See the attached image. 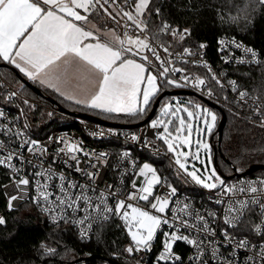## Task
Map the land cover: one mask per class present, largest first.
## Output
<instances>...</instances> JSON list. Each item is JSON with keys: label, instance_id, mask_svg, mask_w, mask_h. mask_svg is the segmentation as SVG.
<instances>
[{"label": "snow or ice", "instance_id": "6c2138e0", "mask_svg": "<svg viewBox=\"0 0 264 264\" xmlns=\"http://www.w3.org/2000/svg\"><path fill=\"white\" fill-rule=\"evenodd\" d=\"M255 3L264 10V0ZM249 7L238 6L231 21L249 19ZM100 16L117 25L123 22L124 33L113 30L107 38L101 36L93 23ZM152 16L160 19L156 31L151 37L140 35L149 31ZM128 29L136 33L134 38ZM163 35L171 36L180 50L173 51L172 43L161 40ZM191 36V28L173 27L163 18L156 0H0V60L29 80L110 116L140 119L159 105L156 117L145 124L151 136L132 134L131 141L157 153L160 141L173 156L176 175L208 190L210 203L222 206L210 210L179 201L175 182L153 163L130 158V150L113 167L109 153L85 151L64 137L42 143L29 135L22 109L10 118L0 108V168L8 171L19 193L8 196V209L27 198L54 226L76 227L81 240L99 236L98 229L117 219L130 238L125 251L130 256L155 252L152 264H264V178L229 183L214 166L207 141L217 113L194 101L163 96L170 88L192 89L228 102V95L218 94L235 93L231 103L247 108L249 118L264 127V91L259 86L242 88L224 69L215 71L203 56L208 44L183 46ZM215 43L224 65L247 66L248 79L253 67L264 72V51L235 36ZM200 68L203 73L193 71ZM86 74L95 78L97 90L76 98L70 81ZM15 95L9 94L6 103ZM109 168L115 173L111 183L103 174ZM5 223L0 216V225ZM180 244L186 251H177ZM40 247L47 255L56 253Z\"/></svg>", "mask_w": 264, "mask_h": 264}, {"label": "trees", "instance_id": "16d2710c", "mask_svg": "<svg viewBox=\"0 0 264 264\" xmlns=\"http://www.w3.org/2000/svg\"><path fill=\"white\" fill-rule=\"evenodd\" d=\"M242 3L250 4L249 19L241 18L232 22L231 16L238 13V6ZM156 4L162 9L163 18L173 27L192 29V36L183 46L194 47L201 42L208 44L209 47L204 50L203 56L215 71L224 69L229 74L228 78L239 80L242 88L251 91L254 86H259L264 91V72L253 67L252 78L248 79L244 75L250 71L247 66L224 65L216 51L215 43L217 39H229L235 36L246 46L264 51V10L259 8L255 0H156ZM151 21L149 31L146 33L149 37L156 31L155 26L159 24L160 19L152 16ZM93 22L98 27L119 32V25L104 16ZM166 39L168 35L161 36L162 41ZM177 48L180 50L179 46ZM193 71L203 73L204 69H193ZM0 77L13 89L17 88L18 95L29 102L25 105L19 100L17 107L23 110L25 119L43 135L56 127L59 128V117L51 112L57 107L68 113L92 116L115 124L134 125L146 118L145 116L135 119L116 114L110 116L67 101L55 92L27 80L3 60H0ZM21 79L27 80L37 88L43 97L37 96L30 88L23 86ZM177 90L180 89L170 88L165 92ZM191 93L193 94L185 95L182 99L204 106L205 100L197 93ZM218 95L220 97L228 95V102L223 99L217 100L216 96H213L212 103L207 102L218 109L208 106L218 116L212 134L207 137L212 148L214 166L228 180L240 176L264 178V169L245 175L251 166H264V127L259 126L257 120L249 118L247 108L231 103L235 93L222 92ZM51 102H54V105ZM221 113L225 117V124L219 136L217 126ZM151 162H157L159 172L163 176L170 177L169 180L174 177L172 175L174 171L165 159H151ZM237 168L242 171L236 172ZM5 180L0 176V214L6 221L5 224L0 225V264H134L124 253L126 240L114 220L97 230L99 236L94 234L91 239L81 240L70 226L60 224L56 227L48 223L30 201L6 212V198L2 190ZM41 244L45 248L56 249L55 255H47L45 249L40 247ZM79 259L85 261L78 262Z\"/></svg>", "mask_w": 264, "mask_h": 264}, {"label": "built area", "instance_id": "2783aa9c", "mask_svg": "<svg viewBox=\"0 0 264 264\" xmlns=\"http://www.w3.org/2000/svg\"><path fill=\"white\" fill-rule=\"evenodd\" d=\"M122 23L121 25H119L120 35H122L125 31V29L122 26ZM127 31H128L129 36L133 38L135 37L136 33H134L132 29H128ZM140 35H147V34L141 33ZM165 42H169L173 44V47H172L173 51H179L177 46L173 43L171 36L168 35V39H166ZM161 55L164 56L165 54L161 51ZM240 55L241 53L237 51L236 56L240 57ZM233 65L244 66V65H236V64H233ZM180 90L195 92L192 89H180ZM11 93H16V95L11 97V101L9 103H6L5 98L9 96V94ZM197 94L200 95L199 93ZM182 97H179L181 101H186V100H183ZM202 98L205 100L206 103L207 102L212 103L214 101L213 97L209 99L206 96V94ZM19 100L23 102L26 99L20 97L17 91H15L7 82H5L0 77V108L6 109L7 112L9 113L10 118L12 116L19 115V110H21L17 107V103ZM204 107L208 108V106L205 103H204ZM158 111H159V105L157 106V109L154 115L151 117V119L156 117V114ZM51 112H53L59 117V121H58L59 128L56 127L54 130H52L46 135H43V133L40 132L37 128H35L31 124V122L24 119L23 122L28 125V133L31 136V138L37 139L41 141L42 143H48L49 137H52V138L64 137L70 141L76 142L78 144H82L85 151L94 152V153H101V152L109 153V159L113 167L116 165L119 155L125 150H130V158L137 159L138 162L141 164L145 161L153 163L155 167H157V162H151V159L163 158L166 161H168L166 163H168L174 171V173L172 174L174 175V177L171 178L170 181H174L175 185L180 190L177 196V199L179 201L188 202L196 208H200L203 205L204 208L210 209V210H219L222 207V206H214L212 203H210L209 201L210 193L208 191H204L202 188L194 185L189 180L188 181L190 182V184H188L185 180L182 179L181 176L178 177L176 175L177 166L174 165L172 154H169L166 152V147L160 141H156V146L159 148V153H157L156 149L154 148L145 149L143 145H139L136 142L131 141L130 137L132 134H137L140 136H149V137L151 136L152 130H148L145 128V124L147 122L141 123L139 125L134 124L130 127H111V126L97 124L95 122L81 119L79 117L66 115L58 109L51 110ZM257 122L259 123L258 120ZM101 163H103V161H101ZM103 174L105 175L106 182L111 183L115 179V173L113 172L111 168L105 170ZM0 176L6 179L4 184L2 185V190L6 198V212H9L10 210L8 209V206H7L8 196L18 195L19 193L15 185L9 180V173L6 169L0 168ZM257 178H260V177L240 176L234 179H229L228 181L229 183H233L240 179L255 180ZM5 185H7V187H4ZM26 201H30V200L25 198L22 200L14 201L13 210ZM141 206H143V202H141ZM178 206L179 205H175V204L171 205V207H174V208ZM35 208L45 217L48 223L52 224L50 222V218L40 208L36 206ZM0 216L2 215L0 214ZM113 220L117 223V225L120 224L119 220L117 219H113ZM61 224H64V223H61ZM66 225L70 226L76 232L78 236L76 227H74L71 224H66ZM119 228L121 230L122 235L124 236L126 240V243L124 246V253L126 254V256L131 258L134 264H138V261L140 262V264H152V261L154 260V256L156 254L155 252L148 253V254L136 253L135 255L130 256L125 251V248L129 246L130 238L127 237L125 230H122L121 227ZM160 248H161V244L157 242L155 244V249L158 251ZM183 248L184 246L180 244L177 248V251H186V249H183Z\"/></svg>", "mask_w": 264, "mask_h": 264}, {"label": "water", "instance_id": "95a60500", "mask_svg": "<svg viewBox=\"0 0 264 264\" xmlns=\"http://www.w3.org/2000/svg\"><path fill=\"white\" fill-rule=\"evenodd\" d=\"M21 83H22L23 86H26L27 88H30L37 96L43 97V95L41 94V92L37 88L33 87L27 80L21 79ZM192 94L193 93H191L189 91L177 90V91H167V92H164L163 93V96H164V98H166V97L185 96V95H188L189 96V95H192ZM198 99L200 101H202V99H200V98H198ZM204 103L207 106H209L210 108L215 109V110H218L217 107H215L214 105L208 104L206 102H204ZM51 104L54 105V102H51ZM157 106L158 105H153L152 110L148 113V115L146 116L145 120H143L142 122L138 123L137 125H139L141 123H144V122H147L149 119H151V117L154 115V113H155V111L157 109ZM57 109L60 110L61 112H63L64 114H66V115L74 116V117H79L81 119L89 120V121L95 122L97 124L105 125V126H111V127H130V126H132V125L109 123V122L100 120L98 118L92 117V116L77 115V114H74V113H68L66 111H63L59 107H57ZM224 124H225V117L221 113V118H220V121H219L218 126H217V133H218L219 136L221 135V132H222V129H223ZM261 169H264V166H257V165L251 166L245 172V175L253 174L254 172H256L258 170H261ZM84 261H85V259H79L78 260V262H84Z\"/></svg>", "mask_w": 264, "mask_h": 264}, {"label": "crops", "instance_id": "0c3cea01", "mask_svg": "<svg viewBox=\"0 0 264 264\" xmlns=\"http://www.w3.org/2000/svg\"><path fill=\"white\" fill-rule=\"evenodd\" d=\"M95 25L97 26V28L100 29V35L105 37V38H107L108 34L113 31V29L101 28V27H98L97 24H95ZM116 34L120 35L119 33H116ZM11 66L13 68H15L13 65H11ZM16 70L19 72L18 69H16ZM20 74L23 75L22 73H20ZM25 78L27 80H29L27 77H25ZM32 82H35L36 84H38V85H40V86H42V87H44V88H46L48 90H51V91L55 92L57 95H59L61 98L65 99L67 101L75 103L74 99H67L65 96H62L59 92L55 91L52 88L47 87L46 85L41 84L39 81H32ZM70 85H71V90L74 91L75 94H76V98H82L84 95H90V94L94 93L97 90V84L95 82V78L92 77L91 75H87V74L84 77H81L80 79H76V78L72 79L70 81ZM79 105L85 106L84 104H79Z\"/></svg>", "mask_w": 264, "mask_h": 264}, {"label": "rangeland", "instance_id": "374dc122", "mask_svg": "<svg viewBox=\"0 0 264 264\" xmlns=\"http://www.w3.org/2000/svg\"><path fill=\"white\" fill-rule=\"evenodd\" d=\"M116 33H119L118 31H115ZM164 42L166 41V40H163ZM166 43H169V42H166ZM15 89V91H17V88H14ZM201 95V94H200ZM202 97L204 96V95H201ZM173 97H168V98H165V100H171ZM176 98V97H175ZM177 100H181L180 98H176ZM164 101H162L161 102V104L163 103ZM215 104H216V102H214ZM159 112V111H158ZM158 112H157V114H158ZM156 114V115H157ZM186 151L188 150V149H185ZM192 150L194 151L195 150V145H193L192 146ZM172 158H173V156H172ZM174 161V160H173ZM197 167H200V165H199V163H197V165H196ZM182 177V179L183 180H185L188 184H190V182L189 181H191L190 180V178H186V177H183V176H181ZM189 180V181H188ZM192 182V181H191ZM193 183V182H192ZM194 184V183H193ZM195 185V184H194ZM196 186H198V185H196ZM198 187H200V186H198ZM201 188V187H200ZM204 191H208V190H205V189H203ZM19 207V206H18ZM17 207V208H18Z\"/></svg>", "mask_w": 264, "mask_h": 264}, {"label": "flooded vegetation", "instance_id": "af4514ba", "mask_svg": "<svg viewBox=\"0 0 264 264\" xmlns=\"http://www.w3.org/2000/svg\"><path fill=\"white\" fill-rule=\"evenodd\" d=\"M174 97L179 98V97H182V96H174ZM166 98H168V97H166Z\"/></svg>", "mask_w": 264, "mask_h": 264}]
</instances>
